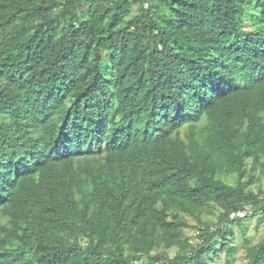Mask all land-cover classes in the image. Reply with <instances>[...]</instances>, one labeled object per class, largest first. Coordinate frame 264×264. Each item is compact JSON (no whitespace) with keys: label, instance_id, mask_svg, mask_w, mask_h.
Instances as JSON below:
<instances>
[{"label":"trees","instance_id":"obj_1","mask_svg":"<svg viewBox=\"0 0 264 264\" xmlns=\"http://www.w3.org/2000/svg\"><path fill=\"white\" fill-rule=\"evenodd\" d=\"M262 184L264 0H0V264H264Z\"/></svg>","mask_w":264,"mask_h":264},{"label":"rangeland","instance_id":"obj_2","mask_svg":"<svg viewBox=\"0 0 264 264\" xmlns=\"http://www.w3.org/2000/svg\"><path fill=\"white\" fill-rule=\"evenodd\" d=\"M264 185H261V188H263ZM261 215L251 216L250 219L246 222V226L248 227L246 238L252 243L256 244L260 240L264 238V220L261 222L258 221V218H260ZM208 219H210L212 222L216 221L215 216H207ZM191 225H194L195 223L191 220ZM233 231L235 233V237L232 241L233 245L237 247V251L235 254V257L231 264H245L246 260L244 258L245 251L243 246V240L241 238V235L239 233V230L236 227H233ZM187 237L191 243L195 242V231L193 229H188ZM170 257H173L175 254V250H171L169 253ZM226 260L225 251L221 249L219 251V257L213 258L211 264H224Z\"/></svg>","mask_w":264,"mask_h":264},{"label":"built area","instance_id":"obj_3","mask_svg":"<svg viewBox=\"0 0 264 264\" xmlns=\"http://www.w3.org/2000/svg\"><path fill=\"white\" fill-rule=\"evenodd\" d=\"M239 216H241V214ZM231 217H233V215H231Z\"/></svg>","mask_w":264,"mask_h":264}]
</instances>
